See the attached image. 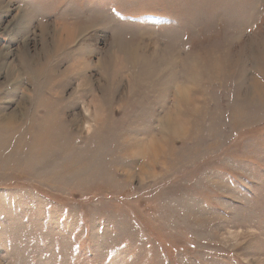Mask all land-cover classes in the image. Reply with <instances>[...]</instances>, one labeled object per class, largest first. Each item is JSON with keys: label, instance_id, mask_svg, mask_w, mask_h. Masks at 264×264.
<instances>
[{"label": "rangeland", "instance_id": "rangeland-1", "mask_svg": "<svg viewBox=\"0 0 264 264\" xmlns=\"http://www.w3.org/2000/svg\"><path fill=\"white\" fill-rule=\"evenodd\" d=\"M0 264H264V0H0Z\"/></svg>", "mask_w": 264, "mask_h": 264}]
</instances>
